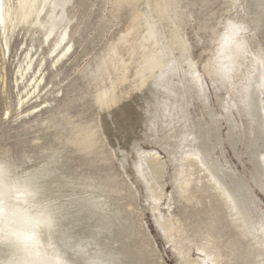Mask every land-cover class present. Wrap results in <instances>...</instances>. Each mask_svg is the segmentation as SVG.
I'll list each match as a JSON object with an SVG mask.
<instances>
[{
  "label": "bare ground",
  "instance_id": "obj_1",
  "mask_svg": "<svg viewBox=\"0 0 264 264\" xmlns=\"http://www.w3.org/2000/svg\"><path fill=\"white\" fill-rule=\"evenodd\" d=\"M68 1L0 0L3 58L6 53L9 56L11 36L20 26L28 27L25 34L30 30H34L35 34L41 33V43L38 41L37 48L33 47L35 45L24 46L20 53L23 60L18 62L13 72V90L17 94L16 121H27L25 124H32V127L51 123L47 122L50 119L48 116L38 119L47 114L55 99L51 96L54 89L50 91L54 86L50 88L47 83L46 58L50 59L49 66H55L56 71L71 53L72 40L68 31L72 22L69 25L70 20H66L65 14V8L70 4ZM122 1L115 0L114 5L118 6ZM249 6L253 13L264 18L261 0H249ZM153 7H160L159 15L167 17L165 22L169 16L171 22H181L178 0H162ZM149 8L142 7L124 34L109 42L102 54L96 55L82 71L83 78L94 83L96 91L92 102L99 112L117 105L115 86L118 75L123 73L124 76L126 69L120 66V51L128 45V38L138 30L136 27L141 28V48L146 56L142 55L134 75L133 91L142 89L132 100L135 111L131 112L130 118L135 129L117 127L110 114L123 113L122 110L108 111L95 121L79 120L77 123L69 121L66 110L61 111L58 117L65 123L54 130L58 138L45 143L50 146L45 162L28 165V158L25 157L21 164L25 170H39L46 177L45 183L50 191L62 194L65 227L73 235L82 239L95 236L101 245L118 252L122 261L131 264L155 261L159 264L161 256L155 242L147 235L148 230L143 229L145 235L138 232V226H143L134 219L131 204L124 205L116 197L120 196L115 187L117 177L109 174L98 177L86 174V170V173L81 170L72 174L70 168L60 173L57 170L62 159L70 158L71 161L72 153L87 157L99 150L102 147L99 129L102 136L110 138L108 156L116 160L119 170L129 180L126 198L135 201V197L142 194L145 206L140 207V211L148 213L158 237L169 249L176 264H206L210 259L216 264H239L240 261L260 264L264 256V248L261 247L264 231L259 227L264 217V192L259 190L260 170L264 168V68L257 64L242 90V105L238 106V117L242 122L238 127L229 110L225 109L222 116H218L210 107L201 79L189 60V47L184 41L178 37L173 39L176 40L174 42H158L157 24L150 14L153 9L150 11ZM263 26L264 21L257 23L253 32ZM229 31L235 30L230 26ZM260 50L264 49L258 47L254 51ZM176 51L180 52L179 58L187 63L186 71L178 69L173 58ZM207 64L204 70L210 77ZM244 70H241L242 73ZM0 81L3 82V76ZM193 96L200 104L199 112L191 109ZM142 106L151 111V119L145 121L137 115ZM222 117L226 123L224 139L221 135ZM52 126L50 128L56 127ZM42 137L46 141L48 136ZM32 143L44 145L37 137ZM224 143L241 163L243 172L227 160ZM240 146L244 147L242 156L245 157V164L237 155ZM159 150L164 152V157ZM103 161L106 162V158ZM88 167L95 169L96 166L92 162ZM66 177L72 178L74 187L65 186L68 185ZM165 178L169 179V194L165 191ZM254 190L261 194L262 202ZM89 200L101 203L103 211L93 207ZM165 200L164 211L161 203ZM175 205H178V214L170 212ZM105 227L107 231L102 234L97 232L98 228Z\"/></svg>",
  "mask_w": 264,
  "mask_h": 264
},
{
  "label": "rangeland",
  "instance_id": "obj_2",
  "mask_svg": "<svg viewBox=\"0 0 264 264\" xmlns=\"http://www.w3.org/2000/svg\"><path fill=\"white\" fill-rule=\"evenodd\" d=\"M114 1L115 0L68 1L70 4H67L65 14L66 20H70L69 25L72 22L68 31L70 39L72 40L71 53L64 59L56 71L54 68L55 66H49L50 59L46 58L47 83H49L50 88L54 86L50 91L52 92L54 89L51 96H55V99L47 111V114L38 117V119H41V117H50L47 122L51 121L50 125H54L52 127L56 126L55 128H50L49 124H44L42 126H33L37 127V129H34L32 124H25L27 121L23 123L19 120L16 121L17 114L15 112V104L17 94L16 91L13 90L15 80V77H13L14 68L20 60H23L20 53L25 45L29 47L35 45L33 46L35 48L39 46L38 44L41 43V33L38 32L35 34L34 30H30L28 34H25L28 27L20 26L19 28H23H18L17 31L12 34L9 44L10 54L8 56L6 53L4 58L2 56L3 53L1 51L2 47L0 40V77L3 76V82L0 81V158H11L21 164L25 157H27L28 165L43 164L48 155V148L50 147L49 144L45 143L57 139L58 135L55 136L54 130L65 123V121H63L64 119L58 117V112L67 111L70 116L69 121L77 123L79 120L85 122L95 121L98 117L104 116L108 111L110 113L118 110L125 111L133 109L132 100L135 96L140 94L142 90L133 91V82L136 78L134 75L142 60L141 57L144 54L141 48L143 42L141 35H139L141 28L136 27L138 30L132 33V36L130 35L128 38V45L124 46L120 51V66L126 68L124 70L126 80L124 79L123 73L118 75L117 87L115 86L116 96L118 97L117 105L112 106L110 110H108V108L99 112L96 105L92 102V97L96 91L94 89V83L91 82L90 79H84L82 71L96 55L102 54V51L109 42L116 41L124 34L129 25L133 23L142 7H151L153 9L150 14L152 20L156 21L157 24L156 31L159 32V43L165 44L166 41L171 42L174 38L177 39L180 37L189 47V60L201 79L202 87L205 90L210 107L215 114L222 116L226 110H229L233 119H236L235 123L238 127L241 126L242 121H240L238 117V112L240 111L238 106L241 107L242 105L241 97L244 86H241L240 78L237 77L233 81L234 87L229 88L220 82L213 81V79L206 75L204 66L209 62L214 51V32L219 33L223 31L225 22L234 18L243 19L251 26L252 35L249 37V40L252 51L255 52L254 50L258 47L264 49V26L259 31L253 32L254 26L259 22H263L264 18L260 16V14L252 12L249 6V0H236V2H234V0H178L180 7L179 11H181V22L178 24L171 22L170 16L167 22H165L167 17L159 15L160 7H153L162 0H124L118 6L114 5ZM151 8H149L150 11ZM26 35L29 37H26ZM174 41L176 40H173V42ZM179 55L180 52L176 51L174 52L173 58L177 61L176 64L178 69L183 72L186 71L188 67L187 63L183 61L182 58H179ZM144 56L146 55L144 54ZM249 69L250 66L247 64L242 69L244 70L243 73L249 76L248 80H250V75H252V69ZM185 76H187V74ZM105 84V86H108V82H105ZM221 100H223V103L221 102L222 104L219 103ZM223 104L224 106H220ZM33 105H29L28 107ZM193 108L195 110L197 109V112H199L200 104L195 96H193L191 104V109ZM6 114H8V117H6ZM54 120L57 124H55ZM221 123V135H223L224 139L226 123L223 117ZM48 125L49 127H46ZM97 131L100 132L99 129H97ZM99 132L98 137L102 142L103 149L102 147L100 149L98 148L99 150L95 151L96 153L93 152V155H88L87 157L76 152L72 153L71 161L70 158H65L57 165L58 172H64L66 168H70V173L72 174H74L73 172L76 174L83 170V173L87 172L86 174H93L98 177H104L108 174L115 176V178L117 177L115 179V187L117 186L120 196L116 197L120 198V200L124 202V205L131 204L134 219H136L138 223L140 222L139 225L143 226L140 228L138 226V232H141V234L144 233L145 235L146 233L143 229L145 228L148 230L147 235L155 242L158 255L161 256L162 261H158V263L176 264L175 258L172 256L171 252L164 246L163 241L158 237L148 213L140 211V207L145 206V200L142 194L140 193L135 197V201L126 198L129 180L123 172H121V169L119 170L116 160L108 156L109 149L107 150V148H109L108 143H110V138L108 135H105V137L102 136L101 132ZM43 135L44 137L48 136L46 141L42 140ZM34 137H37L44 145L41 146L32 143ZM106 143L107 147H105ZM237 149V155L243 161L242 163L245 164V157L242 156L244 153L242 149H244V147L240 146ZM158 152H160L161 157H164L165 154L162 150ZM224 152L227 160L230 161L239 172H243L241 163L227 148L225 143ZM104 158H106V162L103 161ZM101 160L103 162H101ZM92 162L96 166L95 169L93 167H88ZM165 180L167 183L165 191L169 194L171 191L169 179L165 178ZM254 193L262 202L263 198L261 194L256 191ZM166 203L167 200L161 203V209L164 211L166 209ZM176 206L178 207V205H175L171 208L170 212L172 214H178V208ZM140 238L139 236V239ZM192 254H194V252H192Z\"/></svg>",
  "mask_w": 264,
  "mask_h": 264
},
{
  "label": "clouds",
  "instance_id": "obj_3",
  "mask_svg": "<svg viewBox=\"0 0 264 264\" xmlns=\"http://www.w3.org/2000/svg\"><path fill=\"white\" fill-rule=\"evenodd\" d=\"M232 25L240 30L230 32ZM223 28L214 32L209 75L229 88L237 77L246 86L249 76L241 70L246 64L252 70L257 64L264 68V50L252 51L251 26L245 20H228ZM45 180L39 170L0 158V264H105L101 253L110 264H122L120 254L95 236L82 239L65 227L62 194H53Z\"/></svg>",
  "mask_w": 264,
  "mask_h": 264
},
{
  "label": "snow or ice",
  "instance_id": "obj_4",
  "mask_svg": "<svg viewBox=\"0 0 264 264\" xmlns=\"http://www.w3.org/2000/svg\"><path fill=\"white\" fill-rule=\"evenodd\" d=\"M234 2H236V0H234ZM261 6L264 7V0H261ZM231 27L237 32L240 30L239 26L237 25H232ZM201 99L202 100L204 99L203 95H201ZM134 111L135 109H131V110H125L123 113L117 112V113H112L110 115H112V118L118 128H120L121 126H124L125 130H134L135 125L132 123L131 118H130L131 112H134ZM137 115L140 116L145 121H147L148 119H151L152 117L151 111L149 109H144L143 106H142V110L139 113H137ZM153 125H155V121H153ZM262 131H264V124H262ZM147 155H155V154L147 153ZM141 167H143V164H141ZM260 175H261V180L259 182V190L264 192V168H261ZM66 182L68 185H72L74 183L71 177H66ZM253 202L255 201L253 200ZM89 203L93 207L97 208L98 210L103 211L104 206L101 203H98L97 201H94V200H89ZM262 207H264V205H262ZM259 227L261 228L262 231H264V217H262L261 224ZM107 230H108L107 227L98 228L97 232L99 234H102L103 232ZM205 246H209V245H205ZM261 247L264 248V240L261 241ZM99 258L102 261H104L105 264H110V258L104 256L103 253L99 254ZM122 264H131V262L122 261ZM140 264H156V262L155 261H142L140 262ZM206 264H216V261L210 259L209 261H206ZM239 264H244V261H240ZM260 264H264V256L261 257Z\"/></svg>",
  "mask_w": 264,
  "mask_h": 264
}]
</instances>
